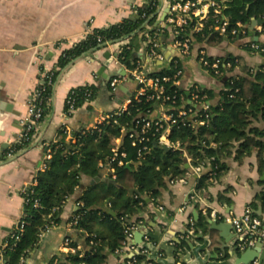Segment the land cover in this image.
<instances>
[{
    "label": "crops",
    "instance_id": "1",
    "mask_svg": "<svg viewBox=\"0 0 264 264\" xmlns=\"http://www.w3.org/2000/svg\"><path fill=\"white\" fill-rule=\"evenodd\" d=\"M145 0H0V246H6V239L16 230L24 215L25 199L22 191L37 183L36 176L47 166L50 149L47 145L58 140V130L65 125L67 141L76 142L74 133L83 128H92L104 116L123 105H128L136 90V83L129 72L108 60V49L89 52L72 61L61 70L48 100V112L37 125L36 134L31 144L15 153L4 156V151L16 140L28 115V104L35 92L43 84V73L57 68L62 52L82 40L94 28H106L125 18H134L133 6H143ZM170 7L168 0H159L156 21L160 20L165 10ZM255 19V18H253ZM248 25V36L236 39H225L217 44L198 43L191 54L183 59V76L180 85L188 90L193 85L212 90L214 96L210 104L217 105L221 101L225 81L231 76H245L244 67L255 72L264 64V55L248 49V39L264 44V36L257 32V26L263 23ZM155 21V23H156ZM160 51L164 60L151 61L141 38L135 40L136 58L143 60L150 72H156L167 66L178 53L173 47V36H160ZM204 48L210 56L237 58L238 64L222 79L211 76L198 60L200 48ZM109 62V64H106ZM118 73L123 80L116 92L112 93L105 75ZM107 82V83H106ZM85 84L99 86L98 95L91 102L84 103L73 116L65 113L66 97L73 87ZM10 108L7 110L6 108ZM161 107L152 112V116L160 113ZM252 126L264 130V120H255ZM264 140V138H263ZM123 138L115 139V148H119ZM8 144V146H4ZM214 145V143H212ZM184 176L169 181L161 189L159 204H154L149 197L148 211L139 216L145 222L138 225L128 247L137 250L135 234L142 231L148 235L144 240L146 249L141 253L147 255L148 264H200L190 261L182 262L178 255L191 253L190 246L179 245L186 241L200 246L207 244L202 255L216 253L210 264H235L238 257L234 248L235 232L228 233L230 243H226L215 229L204 231L200 228L194 234L189 233L191 221L201 218L217 219L214 214L242 215L250 203L264 189V172H260L258 149L238 161L235 153L223 160L228 169L219 178L213 180L203 190H197L198 178L207 171L202 166L196 172L192 165V157L186 153ZM101 165V163H100ZM188 165V167H187ZM134 166V165H133ZM201 166V165H200ZM135 167V166H134ZM131 168H133L131 166ZM111 168L106 164L102 168V177L111 176ZM93 179L83 177L82 185L66 200L62 209V222L46 231L39 244L22 259L23 264H51L55 256L66 258L69 252L81 249L85 238H79L75 228L69 223L79 208V197L82 190L92 184ZM109 208V207H107ZM257 214L264 221V207L259 205ZM218 220V219H217ZM219 222H222L218 220ZM194 228H195V224ZM196 229V228H195ZM213 236L219 247L226 249L229 256L222 259L220 252L212 246ZM66 239L79 240L77 247H70ZM82 247V246H81ZM75 248L76 250L74 251ZM133 251V252H134ZM127 253L108 254L105 264H121ZM0 256L3 257L0 249ZM57 260H54V264ZM264 263V262H263Z\"/></svg>",
    "mask_w": 264,
    "mask_h": 264
},
{
    "label": "trees",
    "instance_id": "2",
    "mask_svg": "<svg viewBox=\"0 0 264 264\" xmlns=\"http://www.w3.org/2000/svg\"><path fill=\"white\" fill-rule=\"evenodd\" d=\"M224 2L225 14L230 20V30L237 27L238 23L249 25L253 18L264 19V0H224ZM157 8L158 3L154 6H144L140 13H146V18H125L122 22L106 28H94L74 46L65 49L58 59L57 68L53 70V84L45 83L39 87L43 89L44 96L49 100L53 85L62 69L80 56L94 52L107 41L129 36L128 45L131 48L128 49L124 45L120 59L128 67H134L138 60L134 49L135 40L145 39V36L140 37V32L146 31L152 35L157 32L158 26L155 25ZM147 20L153 26L150 30L142 27ZM195 22V19L191 20L186 26L187 34L192 32ZM215 22V17L211 14L205 21L203 29L193 33L197 43L217 44L225 39V36L215 30ZM137 30L140 31L137 32ZM164 34L167 36V29ZM228 37L236 39L238 35L229 34ZM262 54L264 55V52ZM224 58L231 62L230 71H232L238 64L237 58L231 55ZM181 68H183L182 61H172L161 70L151 72L150 75L173 76ZM244 72L245 76H232L225 81L224 90L221 93L222 99L219 104L210 105V116L206 124L194 126V119L190 120L187 117L179 119L172 126L170 139L181 143L179 149L167 150L161 145H156L154 141L158 135L151 136L152 130L149 133L151 137L148 143L149 151L143 158L138 156V147L133 146L130 133L136 120L149 115L156 107V103L147 100V96H142L139 100L132 97V103L128 109L122 115L112 117L109 122L98 123L96 127L85 132H83L84 128L76 131L74 136H79L76 142L66 140L65 125L61 126L58 130V140L47 145L52 156L47 161L46 168L38 173L37 183L28 187L24 194L27 201L22 218L25 221L22 235L16 238L14 235L17 230H14L6 239V246L3 248L0 246L3 257H6L4 264H23L22 259L39 244L41 234L47 228L62 222L61 214L66 200L82 185L83 177L94 179L102 175V168L108 164L114 154L115 139L118 137H122L123 142L118 148L117 160L110 166L114 168L111 176L115 175V180L121 187L108 180H100L88 184L82 190L78 199L80 205L72 220L78 217V223L74 228L79 238H85L84 244L79 243V240H71L70 247L82 244L81 249L74 253L69 252L64 259L55 256L51 264H54L55 259L56 264H105L108 254H120V250L129 243L127 231L145 222L139 213L148 211L147 197L154 204H159L161 189L166 187L169 181L181 178L188 171L186 153L192 157L193 166L201 165L205 169L208 168L198 178V191L203 190L228 169L223 159L232 153H235L238 161H242L245 156L258 149L259 170L264 172V130L252 126L255 120H264V64L255 72L244 67ZM166 86L168 93H173L178 88L171 81L166 83ZM88 87L93 90L91 100L98 95L100 88L95 84L78 86L77 108L86 103L83 92ZM200 88L202 94H207L210 101L214 92L201 86ZM181 92L185 99L191 96V93L188 94L187 91ZM48 100L44 117L49 110ZM180 102L181 100L178 99L176 103ZM189 106L192 105L188 104L187 107ZM66 109L65 103V111ZM36 128L30 131L28 139L8 147L4 151V156L28 147L34 140ZM121 153H125V156ZM121 160L123 164L120 165ZM128 162H141V164L127 168ZM100 163H103V166ZM130 189H136V192L131 195ZM36 201H38L37 205ZM259 205L264 207V189L250 203L253 214L261 217L257 214ZM107 207L113 210L115 215L110 214L106 210ZM194 224L196 233L200 228L204 231L208 230V222L204 217ZM185 245L186 241L183 240L179 246ZM212 246L220 252L222 259L228 258L227 250L218 246L214 236ZM133 259L136 260L135 264L150 262L147 255L141 252Z\"/></svg>",
    "mask_w": 264,
    "mask_h": 264
},
{
    "label": "built area",
    "instance_id": "3",
    "mask_svg": "<svg viewBox=\"0 0 264 264\" xmlns=\"http://www.w3.org/2000/svg\"><path fill=\"white\" fill-rule=\"evenodd\" d=\"M170 4V9L166 15V18L162 20L157 26V32L155 34H149L148 32H140V37L145 36V39H142L146 47V53L151 61L164 60V56L160 51V36H162L167 29L171 31L173 36V47L177 51L178 55L173 58L170 62H177L178 60L183 62V59L189 56L193 50V47L198 43L193 37V33L199 32L203 29L205 21L212 14L215 17V30L219 32L220 35L228 37L229 34L238 37L248 36V25L238 23L237 27L232 30L229 29L230 20L229 17L225 14V2L224 0H168ZM159 6V0H145L143 6L135 5L133 6V16L134 18H146V13L141 14V9L146 5H157ZM196 20L195 25L192 29V32L186 33V26L191 20ZM123 21V20H122ZM121 21V22H122ZM146 29H152L153 26L148 23V20L143 24ZM91 31V30H90ZM89 31V32H90ZM257 32L264 36V24L257 26ZM130 42L129 38L121 42L107 41L105 46H101L100 49H108L114 47L113 50L109 51L108 60L124 69L126 72H129L130 78L136 83V90L132 97L139 100L142 96H147V100L153 101L156 103V107L153 111L161 107V111L158 115L152 116V112L149 115L142 116L138 118L135 122V125L131 128L132 133L130 137L133 139V146L138 147V156L143 158L145 154L149 151V142L151 137L149 136L150 131L153 130L151 136L158 135L155 139L156 145H161L163 147L179 149L181 148V143L179 141H172L170 135L172 133V126L176 124L179 119L190 118L194 119L193 125H203L206 124V120L210 116V101L207 94H202V89L198 84L193 85L188 90L184 89L180 85V79L183 76V68L178 69L173 76H151V72L147 69L146 64L143 60L138 59L134 67H128L127 65L121 62V53L123 51V46L126 45L128 49L131 46L128 45ZM248 49L255 53L264 52L263 43L253 41L248 39L246 42ZM97 51V50H96ZM94 51V52H96ZM198 60L203 66V68L214 78L222 79L224 76H229L230 69L232 68L231 62H228L224 57L210 56L204 48L199 49ZM169 62V63H170ZM234 75H231L232 77ZM54 72L45 71L43 73V84L47 83L49 85L53 84ZM123 80L118 73H114L109 80V89L112 93L116 92L118 85ZM172 82L173 85L177 86V90L173 93L167 92L166 83ZM42 84V85H43ZM77 88H72L67 97L66 105L67 109L65 111L66 115L71 117L76 112L77 102H78V92ZM181 91H187L191 96L185 99ZM238 91V89L236 90ZM43 89L39 88L34 97L30 100L28 104V115L23 124L22 130L19 132L16 140L13 142L18 143L22 140L28 139V134L30 131L35 129L37 125L43 120L44 112L46 110V101L48 97L44 96ZM93 96V90L91 88H86L83 92V98L86 102H91ZM232 96V95H231ZM132 97L128 100V105H123L116 111L107 114L102 118L99 123L108 121L115 115H122L132 103ZM181 100L177 104V100ZM188 104L192 106L187 107ZM175 110V112H171ZM200 111L202 112L200 114ZM166 123V125H165ZM97 126V124H96ZM95 126V127H96ZM66 127V126H65ZM90 128H84L83 132L88 131ZM79 136H74L72 139L77 140ZM114 154L111 160L108 162L109 168L114 173V168L110 166L111 163L117 160L119 156L118 148L113 149ZM122 156H125V153H121ZM51 153L48 155V160L51 158ZM119 164H123V161H119ZM103 166V163H101ZM202 166H195V171H200ZM115 179V175L112 176ZM26 194V189L22 191V195ZM25 203L27 198H25ZM38 201H36V205ZM215 217L220 221L230 222L233 227L235 234L237 236L234 243V248L237 251L244 252L246 249L254 247L258 242H262L264 245V221L253 214L251 207H247L245 212L242 215H230V214H214ZM78 223V217L76 216L73 220L70 221L69 227L74 228ZM194 223L191 221V228L189 230L190 235L195 233ZM25 221L20 220L16 228L17 233L14 235L16 238H19L24 231ZM47 228L46 231L50 230ZM136 229L132 228L127 231V235L130 239L133 236V231ZM44 231L41 234V237L46 232ZM144 240H149L148 235L144 236ZM71 240L66 239V244H70ZM127 244L123 249L120 250V254L131 253L134 251L133 247H128ZM81 248V246H78ZM74 251L76 250L73 248ZM129 258L125 261L126 264H135L136 260ZM124 263V264H125ZM252 264H264L259 261V259L253 260Z\"/></svg>",
    "mask_w": 264,
    "mask_h": 264
},
{
    "label": "water",
    "instance_id": "4",
    "mask_svg": "<svg viewBox=\"0 0 264 264\" xmlns=\"http://www.w3.org/2000/svg\"><path fill=\"white\" fill-rule=\"evenodd\" d=\"M169 9H170V7H168L165 10L164 15L162 16V18H160V20L156 21L155 25H158L162 20H164L166 18V15H167ZM257 22L263 23L262 20L253 19L254 24H256ZM142 27H144V26H142ZM139 31L140 30H137V32H139ZM128 38H129V36H126L124 38H120L118 40H115L114 42H121V41L128 39ZM99 48H101V47H98L96 50H98ZM96 50H94V51H96ZM107 55L109 56V53ZM106 64H109V62H107ZM105 78H106L107 82H109L111 77L108 75L107 76L105 75ZM6 109L10 110V108H8V107ZM4 146H8V144H4ZM165 149L168 150L169 148L165 147ZM140 164H141V162H128L126 164V167L131 168L132 165L137 167ZM187 167H188V165H187ZM100 180H103V181L108 180L109 182L116 184L118 187H121V185L118 184L114 178L109 177V175L105 176V177L97 176L92 180L91 183L93 184V183L98 182ZM135 192H136V189H130L129 190V193L131 195H133ZM106 210L110 214L115 215L114 211L111 210L110 208H107ZM208 223L210 224V227H209L210 230L215 229V230L220 231L221 232L220 235L224 238V241L226 243H230L231 238H229L230 236L228 235V233L235 232L234 227L230 222H227V221L219 222L217 219H208ZM145 235L146 234L142 231H138L135 234L136 243L139 244V246H138L137 250H135L134 252H131V253L123 256V258L121 259V264H124L127 259L134 257L135 255L139 254L142 250L146 249V246L143 245ZM187 244H188V246H190V249L192 250L191 253L178 255L179 259L184 263H188L190 261H195V262H199L200 264H210V261L212 258L213 259L217 258L216 253L209 255L207 257L202 255V251H204L208 247L207 244H202L200 246H197V245H194L192 243H186V246H187ZM237 253H238V257L235 259V264H252L253 260H255V259H259V261L261 263L264 262V245L262 242H258L254 247L248 248L244 252L237 251ZM5 260H6V257L0 256V264H4ZM159 264H163V263L159 262Z\"/></svg>",
    "mask_w": 264,
    "mask_h": 264
}]
</instances>
